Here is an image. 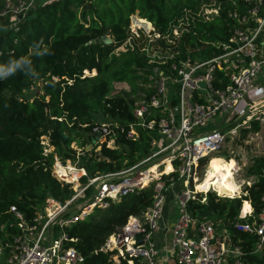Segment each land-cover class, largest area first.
Listing matches in <instances>:
<instances>
[{"label": "trees", "instance_id": "obj_1", "mask_svg": "<svg viewBox=\"0 0 264 264\" xmlns=\"http://www.w3.org/2000/svg\"><path fill=\"white\" fill-rule=\"evenodd\" d=\"M218 4L223 6L219 16L207 19L203 7ZM228 6V0H53L17 13L0 0V244L18 232L11 206L30 220L46 197L63 204L74 194L72 185L52 174L55 158L85 168L87 175L80 178L84 184L88 178L128 168L148 155V131L139 129L136 139L126 136L128 123L135 121L134 103L148 94L146 74L151 70L142 52L148 38L143 33L130 37V16L136 13L149 21L160 40L168 36L182 54L187 50L209 54L214 49L210 42L226 37ZM176 26L182 30L179 37L172 34ZM122 46L125 50L116 52ZM227 81L224 71L216 69L214 85L223 87ZM116 82L126 83L129 91L112 94ZM31 87V95L26 96ZM99 112L113 119L114 148L106 145V139L93 144L89 133L100 123ZM250 124L240 129L232 146L258 130L256 121ZM72 143L82 148L78 158ZM87 145L92 147L87 150ZM215 153L231 158L227 151ZM205 163L203 158L199 166ZM172 174L176 180V173ZM246 175L254 179L240 197L208 191L206 203L190 201L188 208L193 217L213 218L217 229L220 224L230 229L231 244L241 252L230 259L264 264L252 252L256 236L236 231L230 224L240 209L245 214L248 202L242 205L243 200H249L256 212L262 206L264 151L252 154ZM93 189L89 186L86 194L90 196ZM152 195L153 183L134 193L106 198L107 206H95L83 219L64 227L65 246L74 247L84 257L83 264H115L114 251H104L102 245L130 215L142 217ZM119 264L128 262L120 259Z\"/></svg>", "mask_w": 264, "mask_h": 264}, {"label": "built area", "instance_id": "obj_2", "mask_svg": "<svg viewBox=\"0 0 264 264\" xmlns=\"http://www.w3.org/2000/svg\"><path fill=\"white\" fill-rule=\"evenodd\" d=\"M228 3L226 37L211 41L214 49L209 54L200 50H192L195 53L187 50L182 54L168 36L160 40V33L154 31L150 22L148 26L146 19L138 14L131 18L130 37L139 38L143 33L148 38L142 52L151 70L146 74L148 94L143 93L134 103L135 121L128 123L126 136L136 139L139 129L148 131V155L128 168L88 178L84 184L80 178L87 175L85 168L55 158L52 174L66 184L76 181L79 190L63 204L46 197L30 220L11 206L18 232L11 240L0 244V264H83L84 257L74 247L65 246L64 227L83 219L95 206H107L106 198L134 193L137 188L151 183L152 203L143 216L130 215L119 231L107 237L101 249L114 251L111 258L115 264H119L120 259H126L128 264H158L159 249L153 235L159 229L166 191L176 182L180 184L175 194L178 215L170 231V248L176 264H242L238 259H230L241 252L231 244L227 228L220 224L221 230H218L215 220L206 216L195 218L188 208L190 201L206 203L208 191L221 197H240L244 186L250 185L244 179L238 184L242 190L237 196L219 193L210 185L207 189H198L197 185L202 183L213 153L228 152L230 145L238 140L242 127L250 126L252 121L264 127V0H228ZM207 8L203 13L211 19L219 16L223 6ZM181 33L178 26L172 29L177 37ZM216 69L223 70L228 78L223 87L214 85ZM248 111L251 113L236 123ZM216 116L221 121L214 123ZM111 125L92 126L89 134L94 138L93 144L106 139L108 147H115L116 133ZM124 131L121 127V132ZM253 135L258 137V132ZM250 141L252 137L248 135L245 143ZM71 147L78 158L82 148L73 144ZM166 153L168 155L155 164L141 167ZM203 158L205 168L199 166ZM167 163L171 165L168 172L165 171ZM60 168L68 174L61 175ZM202 168L203 177L199 178ZM172 173H176V180ZM72 176L75 179L68 180ZM89 186L96 188V193H92L77 212L61 216L68 204ZM199 193L203 194L201 198L197 196ZM260 200L262 206L258 212L249 200H243L242 205L248 202L249 210L242 214L240 209L230 224L236 231L256 236L252 252L264 259V193Z\"/></svg>", "mask_w": 264, "mask_h": 264}, {"label": "rangeland", "instance_id": "obj_3", "mask_svg": "<svg viewBox=\"0 0 264 264\" xmlns=\"http://www.w3.org/2000/svg\"><path fill=\"white\" fill-rule=\"evenodd\" d=\"M50 1H53V0H47L46 3L50 2ZM42 2H43V0H19V1L17 0V3H13L12 0H5V6H6L5 8L8 9V10H12V12H17L18 13V12H21V11L22 12L26 11L28 6H30V5L35 7V6L40 5ZM204 8L205 7H203V9ZM208 9H210V8L208 7L206 10H208ZM135 14L131 15L130 20H131L132 17H136ZM11 20L13 22H15L16 21V17L15 16H11ZM151 35H152V33H151ZM122 50H125V46H122V47L116 49V52L122 51ZM93 73H94V71H93ZM39 85H40V83H39ZM33 89H34V87H31V89L25 93L26 96H30L32 91H33ZM122 91H126V92L129 91V86L126 83H124V82H121V83L116 82V83L113 84V92H112V94H118V93H120ZM96 117H97L98 122H100V123H105V124L110 123L111 124L113 122V119L110 116H108V115L104 116L100 112L96 114ZM220 121H221V118L219 116H216L214 118V123H217V122H220ZM208 127L211 128L213 126L210 123L208 125ZM251 134H253L252 131H250L246 135L244 140L248 137V135H251ZM262 135H263V137L257 138L256 140L253 139L250 143H238V144H235V146H232L234 148L233 152L231 151V149L228 150L227 154L231 158H233L234 160L236 159V161L238 162V166L237 167H239L238 168L239 171L236 169V170H234V173H233V175H234L233 179L237 183V185L239 183H241V181L243 179L246 181V183L252 181V180L250 181V177L246 175V168L250 164V158H251V154H253V152H255V154H260V153H262L264 151V129H262ZM253 143H256L255 147H254ZM72 144H73V146H77L74 143H72ZM230 147H231V145H230ZM218 154L222 155V153H213L214 156H212L211 158L221 157V156H216ZM224 159L226 160V158H224ZM226 161H228V160H226ZM66 162H70L71 163V160L67 159ZM205 167L206 166H203V168H205ZM203 168L200 170L199 178L203 177V174H202V172L204 170ZM228 173H232V171L231 170L226 171L225 173H222V175L228 174ZM200 183L201 182H199V184ZM72 188H73V192L75 194L77 192V190H79L80 186H78V183L75 181L72 184ZM94 189H93V191H94ZM240 190H242V188H240L239 191ZM239 191L235 192L233 195L237 196V194L240 193ZM92 193H91V195H92ZM90 196H88L86 194V189H85L83 193H81L75 200H73L72 202H70L68 204V206H67V208H69L68 214L71 215L72 213L77 212L80 208H82L84 202H86ZM164 204H165V201H164ZM164 204H163V206H164ZM177 215H178V213H177ZM210 219H213V218H210ZM227 230L230 233V229H227Z\"/></svg>", "mask_w": 264, "mask_h": 264}, {"label": "crops", "instance_id": "obj_4", "mask_svg": "<svg viewBox=\"0 0 264 264\" xmlns=\"http://www.w3.org/2000/svg\"><path fill=\"white\" fill-rule=\"evenodd\" d=\"M262 129H264V127H260V125H259V128L256 131V132H258V137L251 134L252 140L253 139L256 140L257 138L263 137ZM242 143H245L244 139H242ZM253 144L255 147L256 143H253ZM253 154H255V152H253ZM251 156H252V154H251ZM222 157H224V156H221V158ZM230 159H232V158H230ZM230 159H228V160H230ZM235 161H236V159H235ZM237 164H238V162H237ZM226 171H229V170H226ZM226 171L225 170L221 171V175H222V173H225ZM249 177H250V181L254 179L252 176H249ZM179 187H180V184L176 182L174 185H172L166 191L165 204L162 208V212H161V215H160L159 220H158L159 229L153 235V239L155 241V244L159 249L158 264H176L175 255L170 248L171 247L170 246V240H171V232L170 231H171V228H172V226H173V224L177 218L178 205H177L175 194L179 190ZM219 226H220V228H218V230H221V225H219Z\"/></svg>", "mask_w": 264, "mask_h": 264}, {"label": "bare ground", "instance_id": "obj_5", "mask_svg": "<svg viewBox=\"0 0 264 264\" xmlns=\"http://www.w3.org/2000/svg\"><path fill=\"white\" fill-rule=\"evenodd\" d=\"M237 162L232 158L228 161L221 157H215L210 158L207 172L204 176V179L202 183L197 185L198 189H207V187L213 186L216 190L219 191V193H225L229 195H233L235 192L239 191V187L237 183L233 179V173L234 170H238L239 167H237ZM155 167H152V170H154ZM171 170V165L169 163L165 166V171L168 172ZM223 170H231L232 173H228L225 175H221V171ZM239 171V170H238ZM58 172L66 176L68 173L65 171V169L60 168ZM75 177H68V180H74ZM249 210V205L245 203L243 207V211L246 213Z\"/></svg>", "mask_w": 264, "mask_h": 264}, {"label": "water", "instance_id": "obj_6", "mask_svg": "<svg viewBox=\"0 0 264 264\" xmlns=\"http://www.w3.org/2000/svg\"><path fill=\"white\" fill-rule=\"evenodd\" d=\"M87 7H88V8H91V5L88 4ZM98 41H99V40L97 39L96 42H98ZM36 93H38V92H36ZM250 113H251V112L248 111V112H247L246 114H244V115H243V116H242V117H241L236 123H238L240 120H242L243 118H245V117H246L247 115H249ZM90 147H91V145H90ZM90 147H88V148H86V149L88 150V149H90ZM167 155H168V153L163 154V155H161V156H159V157H157V158H155V159H152V160L146 162L145 164H143L141 167L151 166V165L155 164L156 162H158L159 160H161L164 156H167ZM93 193H94V194L96 193V188L94 189ZM68 210H69V208H66V209L62 212L61 216L64 215V214H66V213H68Z\"/></svg>", "mask_w": 264, "mask_h": 264}]
</instances>
